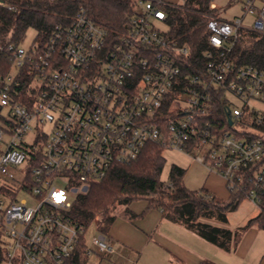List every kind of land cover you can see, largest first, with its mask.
Wrapping results in <instances>:
<instances>
[{"label":"built area","instance_id":"2783aa9c","mask_svg":"<svg viewBox=\"0 0 264 264\" xmlns=\"http://www.w3.org/2000/svg\"><path fill=\"white\" fill-rule=\"evenodd\" d=\"M233 2L242 18L203 15L207 49L199 67L192 49L169 35L167 10L183 7L168 0H133L112 44L83 6L29 49L0 41V264H78L84 230L68 217L73 201L150 144L188 154L260 207L264 110L251 103L264 104V70L236 65L232 53L241 30L264 35V0ZM217 10L209 0V11ZM247 16L251 27L243 25ZM214 92H223L229 131L209 120ZM93 245L84 264H112L110 238L100 234Z\"/></svg>","mask_w":264,"mask_h":264},{"label":"trees","instance_id":"16d2710c","mask_svg":"<svg viewBox=\"0 0 264 264\" xmlns=\"http://www.w3.org/2000/svg\"><path fill=\"white\" fill-rule=\"evenodd\" d=\"M17 8L7 11L0 5L1 43H21L29 29L37 32V37H47L55 25H67L79 7L89 10L93 21L109 31V43L117 42L134 12L133 0H4ZM169 35L188 45L193 52V61L199 67L203 64V52L207 49V19L209 0H188L182 9L167 10ZM214 15V14H213ZM232 59L236 65H251L264 70V35L241 30L235 43ZM199 71L196 69V72ZM223 92L213 93V115L210 121H217L222 131L231 127L223 109ZM240 124L243 125L241 121ZM264 134V126L260 128ZM165 147L150 144L138 159L130 164L116 166L100 183L93 184L86 193L78 195L68 211L74 224L82 227L77 247L78 264H84L87 244L85 230L93 221L99 220L100 234L108 236L116 217L113 211L118 206H129L135 201L148 203L146 210L156 209L163 218L195 233L216 248L232 253L243 234L252 226L264 230V195L259 213L245 226L236 230L213 226L204 220H215L227 224L229 214L235 212L246 199L241 192H233L226 201L212 197L205 189L194 191L184 184L186 170L171 165L169 184L161 180L166 164ZM122 215L130 220L137 218L126 209ZM0 247V262L3 260ZM202 264H214L205 261Z\"/></svg>","mask_w":264,"mask_h":264},{"label":"crops","instance_id":"0c3cea01","mask_svg":"<svg viewBox=\"0 0 264 264\" xmlns=\"http://www.w3.org/2000/svg\"><path fill=\"white\" fill-rule=\"evenodd\" d=\"M213 174L216 176L215 179L212 177L209 178L207 188L201 189H205L212 197H216L222 201L228 200L229 195L224 189L226 184L224 178L217 173ZM201 189L194 191H200ZM143 202L145 207L141 212H137L128 207L126 208L132 214L136 215L137 218L130 220L122 215L126 210L124 209L120 214V220L123 221L115 219L108 232V237L114 243L115 247L117 243L119 244V241L123 243L126 251H122V254L120 253L119 255L124 264H140L146 256H156L157 259L153 261L155 262L154 264H202L205 261L214 264H230L229 261H234L235 258L242 260L244 262L243 264H245L254 252L250 251L252 244L250 245V243L248 244L245 241L247 237L244 238V236L247 232L243 234L235 251L226 253L201 239L195 233L188 231L183 226L164 219L160 211L156 209L146 210L148 203ZM214 221L204 220V222L211 225L214 224ZM213 226L220 227L219 224ZM152 239L154 243H159L158 247L160 251H147L152 244ZM135 249H141L142 251H134ZM136 254L138 255V259L134 262ZM251 264H264V252L259 261L251 262Z\"/></svg>","mask_w":264,"mask_h":264},{"label":"rangeland","instance_id":"374dc122","mask_svg":"<svg viewBox=\"0 0 264 264\" xmlns=\"http://www.w3.org/2000/svg\"><path fill=\"white\" fill-rule=\"evenodd\" d=\"M168 1L174 5L185 7L188 0H168ZM233 1L234 0H213L214 6L218 8V10L215 11L213 14L215 16H218L230 22L234 21L236 18H242L244 16V12L242 11L241 4H235ZM252 23H253V18L251 16L245 17L243 21L244 26L251 27ZM165 30L168 31V28H166ZM36 42H37V32L34 29H29L26 33L24 40L20 43V45L24 49H29V47H31ZM227 98L230 100L231 104H233L234 106L242 107V103H240V101L236 99L233 95L228 94ZM251 104L258 107L261 110H264V104L257 103V102H252ZM44 129L48 133L51 130V126L46 125ZM31 137L33 136L32 135L28 136V139L32 140ZM163 155H164V158L166 159V164H165L162 176H161V180L165 184H169V172H170L171 165H177L181 167L182 169L186 170L184 184L187 188L191 190H196V189L199 190L205 187L207 188L208 179L211 177L215 179L216 177L215 174H213L215 172L211 173L203 164L199 163L198 161H194L188 154L184 152L172 150V149H166L163 152ZM14 174L16 175L17 179H19L22 176L19 170L17 171L15 169H14ZM218 180L221 182L219 178ZM224 189H225V192L230 197L231 193H230V190L227 184H225ZM23 198H27L26 195L20 194L19 200ZM36 204L37 202L35 199L29 201L30 206H35ZM127 207L137 212H141L143 208L145 207V204L143 201H135L132 205H129V206H118L113 211V214L117 220L123 221V220H120V214L122 210L126 209ZM258 213H259V209L256 206H254L249 200L245 199L240 204L239 208L235 212H232L229 214V217H228L229 220L227 224H221L217 221H214L213 225L219 224L220 227H224V228L231 229V230H236L240 227L245 226L246 223L250 219L256 217ZM100 225L101 224L99 220L93 221L92 223H90V225H88V227L85 230L86 244L93 251H96V248L93 245V240L100 235V229H99ZM246 232L247 233L245 234L244 238L247 237L245 238L247 240L245 241L248 244L250 243V245L252 244L250 251H254V252L251 255V258L248 259L245 262V264H251V262L259 261L262 258V255L264 252V230L259 229L257 226H253L251 229H248ZM249 234L251 235L249 236ZM158 245L159 243L158 244L154 243L152 239V244L149 246L147 251H160ZM136 250L142 251L141 249H135L134 251ZM115 251H116L115 254L111 257L112 264H124L123 260L120 259L119 254L120 253L122 254V251H126V249H124V245L123 243H121V241H119V244L117 243V246L115 247ZM137 259H138V255L136 254L134 262H136ZM155 259H157L156 256L155 257L146 256L141 261L140 264H154L155 262L153 261H155ZM93 260L96 262L95 259ZM95 262L93 264H95ZM229 263L230 264H243L244 262H242V260H238L235 258L234 261L230 260Z\"/></svg>","mask_w":264,"mask_h":264},{"label":"water","instance_id":"95a60500","mask_svg":"<svg viewBox=\"0 0 264 264\" xmlns=\"http://www.w3.org/2000/svg\"><path fill=\"white\" fill-rule=\"evenodd\" d=\"M229 124L232 125V121L231 120H229Z\"/></svg>","mask_w":264,"mask_h":264}]
</instances>
